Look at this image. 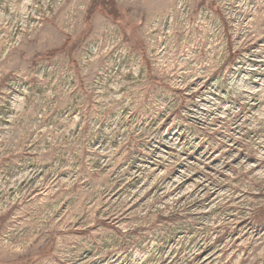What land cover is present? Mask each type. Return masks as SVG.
<instances>
[{
    "label": "rangeland",
    "instance_id": "374dc122",
    "mask_svg": "<svg viewBox=\"0 0 264 264\" xmlns=\"http://www.w3.org/2000/svg\"><path fill=\"white\" fill-rule=\"evenodd\" d=\"M113 2L0 0V264H264V0Z\"/></svg>",
    "mask_w": 264,
    "mask_h": 264
},
{
    "label": "trees",
    "instance_id": "16d2710c",
    "mask_svg": "<svg viewBox=\"0 0 264 264\" xmlns=\"http://www.w3.org/2000/svg\"><path fill=\"white\" fill-rule=\"evenodd\" d=\"M97 11L103 12L106 15L111 16L112 18H116L119 14L117 9H116V4L113 2V0H90V3H89L88 8H87V12H86L87 16L91 17ZM63 48H64V45H62L61 47H59L57 49L54 48V49H51L50 51H46V54L48 56L56 55V54L60 53ZM235 56H236V53H232L230 55L229 60L233 61ZM116 230L118 232H120L117 228H116Z\"/></svg>",
    "mask_w": 264,
    "mask_h": 264
}]
</instances>
